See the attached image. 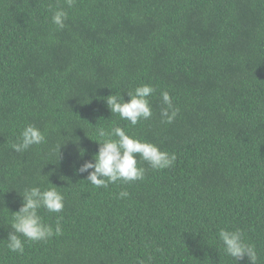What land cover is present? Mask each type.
<instances>
[{
    "label": "trees",
    "instance_id": "obj_1",
    "mask_svg": "<svg viewBox=\"0 0 264 264\" xmlns=\"http://www.w3.org/2000/svg\"><path fill=\"white\" fill-rule=\"evenodd\" d=\"M144 84L150 119L110 113L105 97L127 102ZM164 91L179 109L170 124ZM27 124L46 142L16 153ZM99 127L175 161L153 170L137 157L143 180L97 188L77 170ZM50 183L64 209L38 214L62 234L9 251L21 195ZM221 229H239L264 264V0H0V264H236Z\"/></svg>",
    "mask_w": 264,
    "mask_h": 264
},
{
    "label": "clouds",
    "instance_id": "obj_2",
    "mask_svg": "<svg viewBox=\"0 0 264 264\" xmlns=\"http://www.w3.org/2000/svg\"><path fill=\"white\" fill-rule=\"evenodd\" d=\"M65 3L68 8H71L76 0H65ZM67 19L68 14L63 8L57 9L52 15V23L58 30L65 27ZM154 92L155 89L151 85L144 84L126 93L127 102L122 96L115 94L108 95L104 100L111 114H118L120 119L135 126L141 120L152 117L148 97ZM160 95L163 104L166 105L160 111L161 120L163 123L170 124L176 118L179 109L174 107L167 91L161 92ZM95 136L97 138L95 142L98 144L97 153L92 161H85L77 171L81 174L87 173L85 180L97 188H107L109 184L117 182L130 184L143 180L145 169L138 166L137 157L153 170L169 168L175 161V154L162 151L153 143L132 137L121 127H114L110 131L99 127L95 130ZM45 142L44 133L35 125L27 124L20 133V141L12 144L11 147L16 153H23L33 145H41ZM128 195L126 190L118 193L119 198H125ZM21 197V206L18 211L13 212L11 231L7 235L6 245L9 251L19 254L24 252L21 236L26 240L37 242L62 234L59 218L53 229L51 225L43 222L38 214L39 210L43 208L48 213H61L64 209V196L54 185L45 190H41L40 187H31L26 189ZM218 235L225 254L232 257L236 264L245 258L249 264H256L255 247L244 242L243 233L239 229L235 231L221 229Z\"/></svg>",
    "mask_w": 264,
    "mask_h": 264
}]
</instances>
